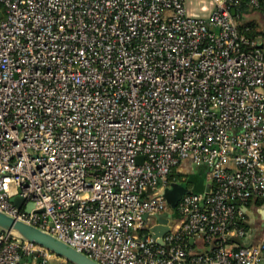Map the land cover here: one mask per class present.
I'll return each instance as SVG.
<instances>
[{"label": "built area", "instance_id": "1", "mask_svg": "<svg viewBox=\"0 0 264 264\" xmlns=\"http://www.w3.org/2000/svg\"><path fill=\"white\" fill-rule=\"evenodd\" d=\"M242 1L0 0V210L101 264H264L235 240L264 199V32L240 30ZM0 264L68 262L1 232Z\"/></svg>", "mask_w": 264, "mask_h": 264}, {"label": "water", "instance_id": "2", "mask_svg": "<svg viewBox=\"0 0 264 264\" xmlns=\"http://www.w3.org/2000/svg\"><path fill=\"white\" fill-rule=\"evenodd\" d=\"M232 13L236 15V11L233 10ZM187 186L183 184H173L171 188H168L165 192V197L171 204V207L175 209L177 202L182 198V196L187 192ZM14 203L17 206H21L23 200L16 196L13 198ZM157 220V224L152 227V234L154 239L160 243L164 244V235L172 230L175 220L171 212L163 215H154ZM0 231L11 233L12 235L39 244L48 250L55 253L67 260L68 264H101L94 260L85 253L79 251L78 249L72 247L71 245L63 242L53 234L22 220L16 219L7 213L0 210ZM240 244H242L243 238H235ZM191 244L197 245L195 252L197 254H202L211 251L216 243V239H213L210 247L206 246L204 240H196L195 237L191 238Z\"/></svg>", "mask_w": 264, "mask_h": 264}, {"label": "crops", "instance_id": "3", "mask_svg": "<svg viewBox=\"0 0 264 264\" xmlns=\"http://www.w3.org/2000/svg\"><path fill=\"white\" fill-rule=\"evenodd\" d=\"M256 8H250L249 10L253 11ZM261 12L259 16H252L249 20L245 23L240 24L239 18L247 12L243 11L241 16H238V24L244 25L246 23H253L257 30V34H261L264 32V12L261 9H258ZM180 171L182 173H187L191 176L196 175L194 174V165L191 161L184 162L181 165ZM203 169L200 168L199 172L203 173ZM197 181H195L193 185V190L195 192L203 191V189L195 187ZM245 212V223L247 228V234L243 237L242 244L236 241L240 245H251V244H258L264 243V199H252L250 203L244 208Z\"/></svg>", "mask_w": 264, "mask_h": 264}, {"label": "rangeland", "instance_id": "4", "mask_svg": "<svg viewBox=\"0 0 264 264\" xmlns=\"http://www.w3.org/2000/svg\"><path fill=\"white\" fill-rule=\"evenodd\" d=\"M189 3H190V0H189ZM202 5L208 6L210 8L209 11H201L200 8L202 7ZM211 10H212V5H210L209 0H204L203 3H199V0H192V4L189 5V11L191 13H193L194 16H197V17L206 18V17H208L210 15ZM259 15H261L260 10H257V9H254L253 11L248 10L242 16V18H239V23L243 24L247 20H249L252 16H259ZM199 169H200V167L194 166V172L193 173L196 174V175H193L191 177V183L194 184L195 181H197V184H196L195 187L204 190L206 188L207 179H206V177L204 175V171H203V173L199 172Z\"/></svg>", "mask_w": 264, "mask_h": 264}, {"label": "trees", "instance_id": "5", "mask_svg": "<svg viewBox=\"0 0 264 264\" xmlns=\"http://www.w3.org/2000/svg\"><path fill=\"white\" fill-rule=\"evenodd\" d=\"M252 0H243L240 8L236 10V17L238 20V16L242 15L243 11H248L250 8H258L261 9L264 12V0H258V5H254L251 3ZM239 28L243 33H246L248 35L254 36L257 34V30L253 23H246L244 25L239 24ZM175 176L178 178H182L188 185L189 187H193V183H191V175L187 173H182L179 169L175 171ZM1 233V232H0Z\"/></svg>", "mask_w": 264, "mask_h": 264}, {"label": "clouds", "instance_id": "6", "mask_svg": "<svg viewBox=\"0 0 264 264\" xmlns=\"http://www.w3.org/2000/svg\"><path fill=\"white\" fill-rule=\"evenodd\" d=\"M216 2H219V0H216Z\"/></svg>", "mask_w": 264, "mask_h": 264}]
</instances>
